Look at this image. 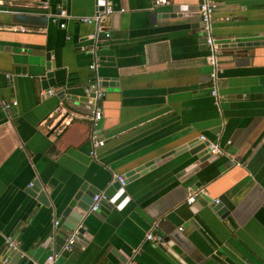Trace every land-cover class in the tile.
<instances>
[{
	"label": "crops",
	"instance_id": "1",
	"mask_svg": "<svg viewBox=\"0 0 264 264\" xmlns=\"http://www.w3.org/2000/svg\"><path fill=\"white\" fill-rule=\"evenodd\" d=\"M42 1L45 8L41 0H0V98L16 103L0 107V264L6 236L19 246L12 260L45 264L53 222L83 184L103 192L148 161L205 143L201 136L231 158L191 167L184 153L128 182L125 204L90 213L89 240L61 250L55 264H119L114 252L131 264H180L144 240L151 229L189 264H264V0H215L218 101L198 0H107L114 12L106 39L95 23L78 21L95 16L100 0ZM59 6L70 16L60 20L65 29L52 22ZM249 42L259 44L230 47ZM95 43L105 145L92 158L83 89ZM36 181L49 208L26 192ZM196 188L205 189L207 206L185 204Z\"/></svg>",
	"mask_w": 264,
	"mask_h": 264
},
{
	"label": "water",
	"instance_id": "2",
	"mask_svg": "<svg viewBox=\"0 0 264 264\" xmlns=\"http://www.w3.org/2000/svg\"><path fill=\"white\" fill-rule=\"evenodd\" d=\"M107 3V0H100L99 5V11L104 10L105 5ZM57 13V12H56ZM109 18L107 16L105 18V21ZM105 21L103 23V27L101 29H98V32H103L104 37H106V33L103 30L105 28ZM96 25V24H95ZM96 41V35L93 36ZM94 40V39H93ZM255 44L259 43H232L230 45L231 48L235 49H242L244 47L249 48L251 46H256ZM101 45L94 44L93 49L95 50V56L97 58V51L100 49ZM90 54V53H89ZM91 55V54H90ZM92 56V55H91ZM48 58V57H47ZM49 66H53L49 64L46 65L47 69ZM98 76V75H97ZM49 77V75H47ZM101 85L103 86V83L101 82ZM205 143H189L187 145H182L181 147L170 151L164 155H162L159 158H156L154 160L148 161L130 171H128L125 175L119 176L122 180V183L119 182L116 178L112 183L110 184L109 188L107 190L101 192L99 189L93 188L88 186L86 183L81 186L77 194L67 203L66 207L62 211V214L58 220H54L53 226L51 230L49 231L48 237L45 239L44 246H49L51 241L53 240L55 243L54 251L51 252L53 254L58 255L63 246L65 245L67 239L72 234H75L76 241L79 242V244H84L86 240H89L90 235L85 231L86 229V220L90 213H93L90 211V207L92 205V198L95 195H99L100 193H103L105 198L101 199L99 201V208H111L113 206L121 208L123 204L127 201V195L124 191V185H126L128 182H131L135 179H137L139 176H142L146 174L147 172L155 169L156 166L162 165L166 162H168L171 157H178L184 153H188L190 157H192L194 160L188 165V166H196L199 163H203L204 161H207L211 158V154L208 149V141H204ZM110 189V190H109ZM26 192L28 195L35 200V202L43 207L49 208L50 202L49 199L45 193V191L42 190V187L38 181L31 183V186L26 189ZM210 200L205 195L199 196L196 200V203H199V205L207 206ZM219 205V204H217ZM217 205L212 208L213 211H216ZM198 208V206H195ZM194 211V210H193ZM68 232V233H66ZM71 234V235H70ZM7 237V236H6ZM5 237V238H6ZM5 240V239H4ZM75 241V242H76ZM153 245V244H152ZM155 246V245H154ZM159 247L163 252H165L171 259H173L175 262H179L180 264H189L188 260H182L178 257V255L172 251L171 249H165L164 246H157ZM50 253V254H51ZM114 255L118 258L119 264H131L132 263V257H129L128 255H118L116 252H114ZM12 255L7 257V263L6 264H26V259L21 258L20 255H17L12 260ZM47 264V263H45Z\"/></svg>",
	"mask_w": 264,
	"mask_h": 264
},
{
	"label": "built area",
	"instance_id": "3",
	"mask_svg": "<svg viewBox=\"0 0 264 264\" xmlns=\"http://www.w3.org/2000/svg\"><path fill=\"white\" fill-rule=\"evenodd\" d=\"M41 4L43 8L46 7L45 1L41 0ZM168 4H169V0H153L154 7L165 6ZM197 8L202 25V30L205 33V43L209 50V54L206 60H207V64L211 68V72L209 76L213 84L211 95L216 99V101H218L220 99V96L217 93L216 82L218 80V75L221 72V65L219 62L221 56V47L212 35L214 14L218 8V4L215 0H198ZM113 12L114 10L112 5L107 1L104 10L97 12L95 16L90 18H79L78 21L80 23H86V24L95 23L98 29H101L103 27L105 18L113 14ZM120 12L122 11L120 10ZM51 17H52V22L58 25L60 29H65L66 27L65 23L61 22L60 20L63 21L65 19L70 18L66 10L61 6L58 7L57 13L52 14ZM105 36L109 37V34L106 33ZM88 53L92 55V59H93V61L89 65V69L92 72V78L84 87L83 93H84V97L86 98L85 109L89 113L87 119L90 125L89 140L92 147L90 151V156L92 158H95L97 156V150L105 145V139L99 134L98 131V124L102 118V110L101 107L99 106V103L101 100H103L105 96V92L96 74L97 58L95 56V50L91 48V50H88ZM15 105H16L15 102H5L0 98V107L3 110H9ZM199 139L201 141H205V138L203 136H201ZM227 144H229V142ZM208 149L211 155L217 157L231 158V154L224 148H221L216 143L209 142ZM116 179L122 183L120 177H117ZM204 194H205L204 188H196L194 190H191L187 195L185 204L187 205L193 204L199 196H202ZM104 198L105 196L103 193H100L99 195H95L92 198V205L90 207V211L97 212L99 210V201ZM144 240L155 246H165L164 238L161 235L156 234L152 229L145 234ZM75 241H76L75 234H72L67 239L65 245L62 248V251L66 253L72 252ZM5 246L8 255L19 252L18 243L12 236H7L5 238ZM8 255L4 257V259H2L1 264L7 263ZM57 257L58 255L56 254L53 253L49 254L46 258V263L55 264Z\"/></svg>",
	"mask_w": 264,
	"mask_h": 264
}]
</instances>
